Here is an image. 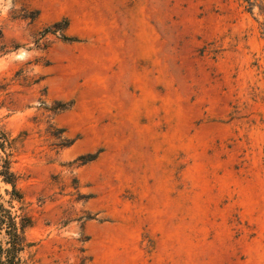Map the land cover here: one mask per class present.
I'll use <instances>...</instances> for the list:
<instances>
[{
    "label": "rangeland",
    "instance_id": "rangeland-1",
    "mask_svg": "<svg viewBox=\"0 0 264 264\" xmlns=\"http://www.w3.org/2000/svg\"><path fill=\"white\" fill-rule=\"evenodd\" d=\"M241 5L0 0L23 258L264 264V40Z\"/></svg>",
    "mask_w": 264,
    "mask_h": 264
},
{
    "label": "trees",
    "instance_id": "trees-1",
    "mask_svg": "<svg viewBox=\"0 0 264 264\" xmlns=\"http://www.w3.org/2000/svg\"><path fill=\"white\" fill-rule=\"evenodd\" d=\"M243 11L252 15L258 23L262 39L264 40V0H240ZM258 19V20H257ZM59 23H54V28L50 31L44 28L41 33H53L55 30L65 29L67 21L62 20ZM60 26V27H58ZM60 39L70 41L69 37L59 33ZM12 47H15L14 45ZM9 46L4 41L2 30L0 28V55L6 53ZM7 137L0 130V149L7 146ZM92 157L89 156V160ZM0 181L8 184L10 189L5 190L7 195L3 199L0 194V264H31L30 259L22 257V253L30 246L25 236V229L30 227L32 220L28 214L26 205L22 200L19 190L15 186V175L9 169L8 161L3 159L0 164Z\"/></svg>",
    "mask_w": 264,
    "mask_h": 264
}]
</instances>
